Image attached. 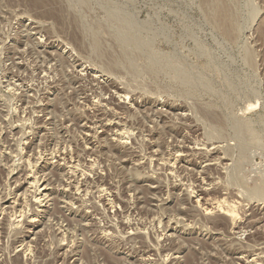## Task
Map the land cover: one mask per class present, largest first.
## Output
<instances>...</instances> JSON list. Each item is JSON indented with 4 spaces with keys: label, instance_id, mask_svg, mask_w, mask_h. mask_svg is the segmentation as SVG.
<instances>
[{
    "label": "rangeland",
    "instance_id": "rangeland-1",
    "mask_svg": "<svg viewBox=\"0 0 264 264\" xmlns=\"http://www.w3.org/2000/svg\"><path fill=\"white\" fill-rule=\"evenodd\" d=\"M257 263L264 0H0V264Z\"/></svg>",
    "mask_w": 264,
    "mask_h": 264
},
{
    "label": "bare ground",
    "instance_id": "bare-ground-1",
    "mask_svg": "<svg viewBox=\"0 0 264 264\" xmlns=\"http://www.w3.org/2000/svg\"><path fill=\"white\" fill-rule=\"evenodd\" d=\"M32 1H34V2H37L38 0H32ZM128 18V17H127ZM130 18V17H129ZM121 21V20H120ZM127 21V20H126ZM130 21V20H129ZM131 26V25H130ZM143 30V29H142ZM128 31V30H127ZM141 31V30H140ZM124 32V31H123ZM134 33V32H133ZM149 44V43H148ZM186 76V75H185ZM123 91V90H122ZM123 96V95H122ZM109 120V119H108ZM116 126V125H115ZM113 130V129H112ZM112 132V131H111ZM119 133V132H118ZM121 134V133H120ZM22 157V156H21ZM28 157V156H27ZM26 161H28V160H26ZM33 162V161H32ZM176 162V161H175ZM69 163V162H68ZM72 163V162H71ZM25 164V163H24ZM28 165H30L29 163H27ZM169 165V164H168ZM76 166V165H75ZM74 166V167H75ZM67 167V166H66ZM28 168H29V166H28ZM31 168V167H30ZM26 170V169H25ZM32 171V170H31ZM75 171H76V169H75ZM83 173H84V171H83ZM77 186H79V185H77ZM78 188V187H77ZM101 189H102V187H101ZM100 190V189H99ZM202 190V189H201ZM101 191V190H100ZM77 192H78V190H77ZM104 192V191H103ZM223 198V197H222ZM37 199V198H36ZM217 200V199H216ZM209 202H210V200H209ZM224 202V201H223ZM222 202V203H223ZM204 203H206V202H204ZM222 203H220V201L218 202V203H216V204H214V206L212 207V209H216V210H218V212L220 211L222 214H223V216H228V217H230L231 219H235V217L237 216L236 214H235V209H233L232 207H229V205H228V207H224L223 206V204ZM227 206V205H226ZM232 206V205H231ZM235 208V207H234ZM1 209H3V208H1ZM206 210H204V211H209V213H210V209H208L207 207L205 208ZM1 211H3V210H1ZM212 212V211H211ZM22 213V212H21ZM14 215H15V213H14ZM216 218V217H215ZM223 219V218H222ZM223 221V220H222ZM229 221V220H228ZM231 222V221H230ZM222 223V222H221ZM232 223V222H231ZM217 224V223H216ZM219 226V225H218ZM217 227V226H216ZM225 227V226H224ZM108 232V231H107ZM248 238H249V236H248ZM30 247V246H29ZM28 249V248H27ZM168 251V250H167ZM18 257V256H17ZM258 264V263H257Z\"/></svg>",
    "mask_w": 264,
    "mask_h": 264
}]
</instances>
